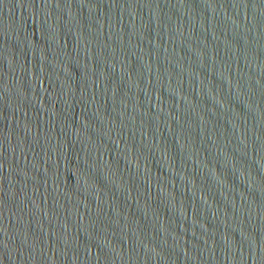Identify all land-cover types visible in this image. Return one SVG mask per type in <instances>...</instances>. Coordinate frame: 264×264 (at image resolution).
<instances>
[{
	"label": "water",
	"instance_id": "water-1",
	"mask_svg": "<svg viewBox=\"0 0 264 264\" xmlns=\"http://www.w3.org/2000/svg\"><path fill=\"white\" fill-rule=\"evenodd\" d=\"M77 264H264V0H82Z\"/></svg>",
	"mask_w": 264,
	"mask_h": 264
}]
</instances>
